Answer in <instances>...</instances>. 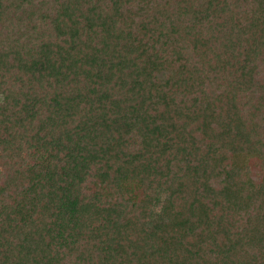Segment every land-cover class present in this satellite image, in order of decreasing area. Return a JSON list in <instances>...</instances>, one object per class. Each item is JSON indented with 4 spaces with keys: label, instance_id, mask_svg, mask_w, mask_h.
<instances>
[{
    "label": "trees",
    "instance_id": "trees-1",
    "mask_svg": "<svg viewBox=\"0 0 264 264\" xmlns=\"http://www.w3.org/2000/svg\"><path fill=\"white\" fill-rule=\"evenodd\" d=\"M0 264H264V0H0Z\"/></svg>",
    "mask_w": 264,
    "mask_h": 264
},
{
    "label": "rangeland",
    "instance_id": "rangeland-1",
    "mask_svg": "<svg viewBox=\"0 0 264 264\" xmlns=\"http://www.w3.org/2000/svg\"><path fill=\"white\" fill-rule=\"evenodd\" d=\"M131 191H133V189H132ZM136 193H138V192H137V188H136ZM138 194H139V193H138Z\"/></svg>",
    "mask_w": 264,
    "mask_h": 264
}]
</instances>
